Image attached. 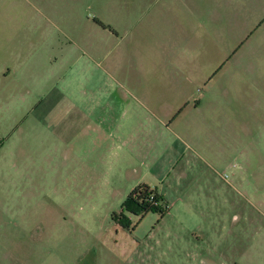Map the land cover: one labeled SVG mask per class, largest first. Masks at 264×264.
I'll use <instances>...</instances> for the list:
<instances>
[{
  "label": "rangeland",
  "instance_id": "obj_1",
  "mask_svg": "<svg viewBox=\"0 0 264 264\" xmlns=\"http://www.w3.org/2000/svg\"><path fill=\"white\" fill-rule=\"evenodd\" d=\"M10 9L0 264H264V0H15ZM190 95L201 104L175 124L184 150L162 183L167 211L126 212L139 158L103 168L89 131L101 120L130 143L136 128L135 143L162 151L173 136L157 121Z\"/></svg>",
  "mask_w": 264,
  "mask_h": 264
},
{
  "label": "crops",
  "instance_id": "obj_2",
  "mask_svg": "<svg viewBox=\"0 0 264 264\" xmlns=\"http://www.w3.org/2000/svg\"><path fill=\"white\" fill-rule=\"evenodd\" d=\"M14 4L15 0H0V28L3 27L5 29L4 32H0V39L4 38L5 40L3 44V50H0V53L7 51V49H10L13 41L12 32L8 31V21H10L8 15L10 12H16V10L14 11L10 9L14 7ZM19 11L21 12L20 9ZM222 67H220L216 72H219ZM8 75H5L4 78H7ZM200 104L201 102L193 100L191 95L187 96V99H181L178 104L170 107L171 113L169 115H166L165 119L157 121L161 126L159 128L169 131L173 136L171 144L162 151L158 150L155 153L152 150L151 146L144 149L141 144L135 143V137L137 136L136 128H134L131 133V136L135 133L132 137V141L128 143V132L124 128H122L121 126L118 127L114 124L111 125V123L109 127V125H104L103 121L101 120L97 121L101 126L97 128L98 130L94 128L93 130L89 131L88 148H91V151L94 152V156L98 152L102 153L103 157L101 159V164H103V168L106 169L113 164L119 163L120 158H122L124 155L129 154L132 158H134V156L136 158L137 156L139 160L137 161L136 159V161H134L132 165L128 167L129 169L127 171L129 174L137 176V179L133 181L130 187V191L139 183H145L151 188H154L163 197V191L165 189L162 187V183L168 177L167 174L170 173L169 170L173 169L175 165H177L178 160L182 157V153L184 150V145L180 141L181 139L178 136L179 133H177V131L175 130V124L177 122L179 123L183 115L187 112V108L192 105L191 110L196 111ZM74 111L75 110H73L72 106V114H74L75 117H79V112ZM92 115V109L89 106V120L90 118H94L92 117ZM170 116H172V121L167 122V118H169ZM96 118H98V116H96ZM222 118L224 119L223 115ZM78 121L79 120L76 119L75 123H78ZM123 125L128 124L123 123ZM225 128L229 130L230 133L232 132V134H234L235 132L237 133V129L235 128L234 130L233 124L231 125V127ZM143 132L147 133L148 129L144 128ZM140 133L142 134V132ZM146 152L147 154L145 155ZM143 153L145 157L141 159V154ZM139 166L141 167L139 168ZM157 184H160L161 188L158 187ZM222 190V188H219V190H217V193L219 191V194L221 195Z\"/></svg>",
  "mask_w": 264,
  "mask_h": 264
},
{
  "label": "trees",
  "instance_id": "obj_3",
  "mask_svg": "<svg viewBox=\"0 0 264 264\" xmlns=\"http://www.w3.org/2000/svg\"><path fill=\"white\" fill-rule=\"evenodd\" d=\"M122 209L133 215L156 212L162 216L167 211L168 205L154 188L145 183H139L127 195L122 204Z\"/></svg>",
  "mask_w": 264,
  "mask_h": 264
}]
</instances>
